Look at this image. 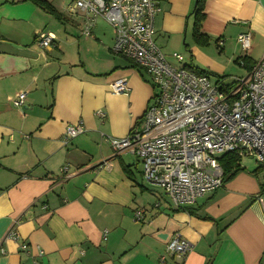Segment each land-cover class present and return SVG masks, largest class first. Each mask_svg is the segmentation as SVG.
Masks as SVG:
<instances>
[{"label":"crops","instance_id":"0c3cea01","mask_svg":"<svg viewBox=\"0 0 264 264\" xmlns=\"http://www.w3.org/2000/svg\"><path fill=\"white\" fill-rule=\"evenodd\" d=\"M153 1V40L171 65L180 54L189 69L230 85L248 74L242 57L254 63L264 53V0H205V46L192 37L195 0ZM69 3L55 8L58 23L74 26L62 34L32 1L0 0V264H264L256 201L264 188L247 172L175 208L142 179L136 158L114 153L107 138L142 129L154 90L144 70L111 52L113 29L96 19L83 36L84 19L68 14ZM40 32L55 36L51 47L37 46ZM242 33L250 34L245 53ZM118 79L126 93L112 92ZM79 122L84 133L64 145L65 128ZM174 236L192 245L182 260L166 251Z\"/></svg>","mask_w":264,"mask_h":264},{"label":"built area","instance_id":"2783aa9c","mask_svg":"<svg viewBox=\"0 0 264 264\" xmlns=\"http://www.w3.org/2000/svg\"><path fill=\"white\" fill-rule=\"evenodd\" d=\"M69 4L68 14L80 13L84 19L83 36L89 37L95 20L102 19L114 32L111 52L148 75L154 95L142 129L107 141L114 153L125 152L139 161L142 179L160 188L172 207L191 206L223 186L218 158L224 154L252 157L264 169V53L245 77L235 78L230 85L213 83L208 75L183 65L180 54H172L178 65L167 62L153 40V0H71ZM236 40L243 53L247 52L250 34L242 33ZM54 41L51 33L40 32L36 38L42 49ZM110 87L115 94L128 91L126 79L115 80ZM25 96L19 93L13 106L21 108ZM97 116L104 114L97 112ZM84 131L81 122L67 126L62 143H70ZM256 201L264 212V191L256 195ZM142 218V210H136L134 219ZM6 238L17 241L19 236L9 230ZM19 248L24 251L27 246ZM191 250L192 245L179 236L166 248L179 260Z\"/></svg>","mask_w":264,"mask_h":264},{"label":"trees","instance_id":"16d2710c","mask_svg":"<svg viewBox=\"0 0 264 264\" xmlns=\"http://www.w3.org/2000/svg\"><path fill=\"white\" fill-rule=\"evenodd\" d=\"M30 1H32L35 6L39 7L40 9L51 15L56 21L62 22L64 20V16L45 0ZM204 5L205 0H195L194 9L192 12V15L194 17L192 37L193 40L200 46H205L209 42L208 36H206L202 32V22L205 18ZM241 60L244 61L245 69L250 70L253 62L249 61L245 57H242ZM240 161L241 159L235 153H227L218 158V163L223 172V184L230 181L237 173L241 171ZM127 169H125V171H127ZM262 191L264 190L262 189Z\"/></svg>","mask_w":264,"mask_h":264},{"label":"rangeland","instance_id":"374dc122","mask_svg":"<svg viewBox=\"0 0 264 264\" xmlns=\"http://www.w3.org/2000/svg\"><path fill=\"white\" fill-rule=\"evenodd\" d=\"M52 3H53L52 5L54 6V8H56L60 12H64L65 5H67L69 3V0H54V2H52ZM49 19L51 21L49 23V24H51L50 29H52L54 32H59V33L64 34L66 27H67L68 32H69L68 34H70V31H74V30H72L74 28V26H72L71 24L58 23L57 21L52 20L51 18H49ZM102 26L105 29H107L109 32H111V30L109 28H107V26L104 23H102ZM240 159H241V161H240L241 171L240 172H242L241 174L247 172L248 176H251L253 179L256 180L257 183H260L261 186H263V188H264V169L260 166V164L252 157H242ZM241 174L237 175V177L240 176Z\"/></svg>","mask_w":264,"mask_h":264},{"label":"water","instance_id":"95a60500","mask_svg":"<svg viewBox=\"0 0 264 264\" xmlns=\"http://www.w3.org/2000/svg\"><path fill=\"white\" fill-rule=\"evenodd\" d=\"M7 44H10V43H7ZM10 45H12V44H10ZM13 46V45H12Z\"/></svg>","mask_w":264,"mask_h":264}]
</instances>
